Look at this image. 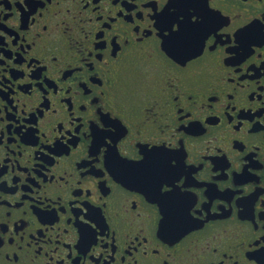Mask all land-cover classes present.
<instances>
[{"label":"snow or ice","instance_id":"snow-or-ice-1","mask_svg":"<svg viewBox=\"0 0 264 264\" xmlns=\"http://www.w3.org/2000/svg\"><path fill=\"white\" fill-rule=\"evenodd\" d=\"M33 2L40 7L41 11L38 15L42 18L49 6L55 5L57 12L60 11L59 0H33ZM128 2L136 5L131 11H125L123 0H117L116 3L108 0L110 10L105 15L99 7L101 0H80L77 13L79 19L74 23L58 21L49 27L46 21L41 25L42 32L38 30L34 33L35 39L25 38L24 43H18L20 39L17 41L18 53L22 56L23 52L34 49L43 36L53 44L61 45V50H53L47 57L33 53L22 63L19 71L25 73L27 70L32 77L33 72L39 70L36 80L42 86L39 87L40 101L43 104L46 98L50 102L45 108L53 115L56 114V109L52 107V97L49 95V84L46 81L54 82V87L51 89L59 100L68 106V127L65 128V121H58V125H63V130L53 126L57 133L55 140L47 138L40 129L38 120L34 124L30 123L32 129H39L34 135L44 136L43 143L45 145L52 143L53 148L56 146V141L62 140V144L67 146L69 156L74 151L81 153L79 159L89 162L85 165L88 169L95 168L103 173L95 175L99 177L96 181L98 185L113 180L125 189L139 193L138 198H133L130 208L128 206L117 208L116 216L121 221H127L133 214L141 219V226L134 237L137 241L143 237L141 246L148 243V234L137 199L155 206L158 214L157 235L162 231L170 241L175 240L174 243L166 242L171 247L168 255L160 262V264H169V257L173 261L176 260V247L180 242L190 238L193 232L204 230L210 220L216 219H210L209 214L217 213L220 211L218 206L223 205L222 201L220 204H215L216 199H214L209 208L205 209L204 205L209 201V197L205 195L206 191H203L205 187L190 182V177L197 182L205 179L199 173L205 167L204 161L207 160L205 159L207 156H204L198 164L191 159L185 146V133L191 136L199 135L186 132L181 126L188 128L196 126L198 122L199 128L206 129L208 117L220 115L209 99L216 97L219 103V93L216 90L219 83L223 81L235 85L238 82L237 77L242 81L241 78L249 72V66H256L255 58L261 61L257 68L264 64V0H248L250 4H257L260 11L255 13L251 8L245 9L250 13L249 19L245 20L244 24H237L234 27L232 16L236 20H240L241 16L239 13L224 12L221 8V0H205L200 5V13H197L195 8L189 9V13H192L189 18L185 15L173 18V14L177 11L175 6L169 7L168 14H165V8L170 4V0H128ZM153 2L156 4L155 11L153 7L145 6ZM89 10L98 15L95 17L82 15ZM65 11L70 12L71 9ZM137 13H142V18H138ZM129 15L132 17L131 22L125 19ZM224 17L230 18V23L225 24ZM85 24L95 27L85 28ZM105 25L109 26L105 27ZM113 25L116 27L114 28ZM75 28L79 29L82 36L72 35ZM146 30L151 34L147 35ZM101 32L103 35L98 38L96 33ZM5 36V31L0 30V38L5 40ZM217 37H220L219 41ZM14 39L13 35L10 36L7 41L5 40L6 44H0V48L10 47ZM65 41H67V49L74 50L72 59H65L63 50ZM97 44L103 46L97 47ZM129 49H140L145 52L149 64H137L135 73L139 78L129 80L126 86H120L117 81L123 68L124 57L128 55L126 50ZM5 58L3 52H0V61H3L0 63V81H3L6 75ZM33 59L38 63H32L30 66L29 62ZM42 59L47 62L41 63ZM226 59H231L234 63L226 64ZM33 64L36 65V69L32 68ZM66 71H71V74L64 78ZM53 72L58 75H54ZM102 72L105 73L104 76L101 75ZM93 77L98 78L100 83L94 82ZM213 77L215 79H212ZM27 82H29L27 79L22 81V83ZM259 83L261 93H264V81ZM82 84L90 91L86 92V89L81 87ZM0 88H3L2 83ZM230 96L232 98H229L223 106L224 112L228 119L229 116L232 118L231 121L229 120L230 126L234 123V130L239 132L244 125L241 121L235 120L237 110L232 101L236 97L234 93H228V97ZM182 97L186 103H181ZM198 97L204 98L198 100ZM68 100L71 101V108ZM170 101L173 103L170 104ZM5 106L0 102V108ZM162 106L170 108L171 111L165 118L164 124L160 126L158 120ZM260 108H264V105ZM38 115L43 118L44 112L42 116L39 112ZM259 123L264 124V120ZM237 125H240L239 130H236ZM248 127L253 128L252 125ZM73 137L79 138L76 146L69 143ZM0 142H3L2 135ZM138 144L147 147L142 152L137 147ZM131 149L136 150L135 154H130ZM219 150L218 154L224 156L223 150ZM157 163L160 165L159 171L151 179L144 180L142 174ZM194 164L197 166V171L191 170ZM200 165H203V168H199ZM85 166L80 169L83 178L86 179L90 173L85 170ZM239 167L238 163L230 162V167L227 169L234 173ZM219 175L214 174V176ZM116 176L121 179L118 181ZM215 181L217 180H212L211 183L215 184ZM89 190L91 195L88 194ZM177 190L179 197L193 194L187 198L186 204L178 207L176 206ZM109 192L103 196H108ZM233 193V197H237L235 201L237 205L242 197H246L240 189ZM92 195L93 185L90 183L85 192L77 197L90 198ZM259 199L261 202L257 204L256 201L252 208L254 222L251 220V229L259 234L252 235L246 242L238 241L243 250L239 254H229L225 249L220 254V264H223L225 256L232 261V264H245V262L258 264V260L259 264H264V229L261 227L264 225V218H261V213H264V196ZM232 203L233 199L228 202L229 205ZM72 207L81 210L77 205ZM95 209L100 210L99 215L104 218L109 228L111 217L106 218V214L111 212L110 202L101 198L100 204L95 206ZM85 214L92 215L88 207L84 208L78 217L75 215L72 219H79L83 225L90 226V229L97 233V224L91 218L85 219ZM113 222L116 223L117 228L120 226L119 222ZM148 225H151V214L148 217ZM115 231L116 228H113V236ZM158 238L165 241L159 235ZM0 241L3 242L2 235ZM209 249L213 253L219 252V247L213 243H208L201 252ZM154 250L158 251L154 252ZM152 251L159 255V249L155 245L152 246ZM248 253H255L256 258L249 259ZM143 254L148 255L147 248ZM195 264L201 262L197 260Z\"/></svg>","mask_w":264,"mask_h":264},{"label":"flooded vegetation","instance_id":"flooded-vegetation-1","mask_svg":"<svg viewBox=\"0 0 264 264\" xmlns=\"http://www.w3.org/2000/svg\"><path fill=\"white\" fill-rule=\"evenodd\" d=\"M116 2L117 0H113V3ZM204 2L205 0H170V4L165 8V14H168L169 7L175 6L177 11L173 14V18L178 15L189 18L192 14L189 13V9L195 8L197 13H200V5ZM79 6L80 0H59L60 11L57 12L55 5L49 6L42 18L38 15L41 9L38 5H34L33 0H0V30L5 31L6 41L12 35L15 37L10 47L0 48V52L6 56L5 64L7 65L4 69L6 75L3 81H0L3 84V88H0V102L6 105L0 108L2 113L0 135L3 136V142H0V235L3 237V242L0 241V264H160L171 247L166 242L174 243L175 240L170 241L162 231L158 235L165 241L159 240L156 233L158 214L155 206L137 199L148 234V243L141 246L143 237L140 241L134 238L141 226V219L133 214L127 221H121L116 216L117 208L122 209L124 206L130 208L133 198H138L139 193L125 189L113 180L98 185L96 181L99 177L95 175L103 173L95 168L88 169L85 165L89 162L79 159L81 153L74 151L69 156L67 146L62 144V140L56 141L55 148L52 143L45 145L44 136H35L34 133L39 129H32L33 126L30 124L38 120L40 129L49 140H55L57 137L54 125L63 130V125H58V121H65V128L68 127V106L63 104L51 89L54 87V82L46 81L49 84L52 107L56 109L55 115L45 108L50 104L46 98L43 104L40 101L39 87L42 88V86L36 80L39 70L34 71L32 77L27 70L25 73L19 71L22 63L27 61L33 53L47 57L51 51L61 50V45L53 44L46 36H43L37 46L23 52L22 57L17 50V41L20 39L18 43H24L25 38L35 39L34 33L38 30L42 32L41 25L46 21L49 27L58 21L74 23L79 19L77 15ZM123 6L126 8L125 11H131L136 7L128 0H123ZM145 6H151L155 11L154 2ZM99 7L105 15L110 10L108 0H101ZM221 8L226 13H239L241 16L240 20L232 16L233 27L244 24L245 20L249 19L250 13L245 9L251 8L255 13L260 11L257 4H250L248 0H221ZM66 9L71 11H65ZM82 15L95 17L98 14L89 10ZM137 17L142 18V13H137ZM125 19L131 22L132 17L129 15ZM223 21L225 24L230 23V18L224 17ZM108 26L105 25V27ZM157 26L159 27V23ZM84 27H95V25L85 24ZM113 27L115 28L116 25ZM146 34L151 33L146 30ZM72 35L82 36V33L75 28ZM96 35L99 38L103 33H96ZM217 39L219 41L220 37ZM5 40L0 38V44H6ZM66 45L67 41L63 46L65 59H72L74 50H68ZM165 47H167L166 43ZM126 51L128 55L124 57L123 68L120 70L117 81L120 86H126L129 80L139 78L135 73L137 64H149L146 53L142 50ZM118 55L123 54L118 53ZM255 59L256 66H259L261 61L258 58ZM46 62L45 59L41 60V63ZM32 63H38V61L33 59L29 62L30 66ZM225 63L233 64L234 61L226 59ZM256 66H249L248 74L241 78L242 81L237 77L238 82L235 85L223 81L219 83L216 89L219 93V103L216 97L209 99L212 100L213 108L218 110L220 115L208 117L206 129L199 128L198 122L196 126L188 128L181 126L186 132L199 135L191 136L185 133V146L191 159L198 164L204 156H207L205 157L207 160L204 161L205 167L199 173L205 179L197 182L190 177V182L196 186L205 187L203 191H206L205 195L209 197V201L204 205L205 209L209 208L214 199H216L215 204H220L222 201L223 205L218 206L220 211L217 213L209 214L210 219H216L210 220L204 230L195 231L190 238L180 242L176 247V260L173 261L169 257V264H190V262L195 264L197 260L201 264H210V262L220 264V254L225 249L229 254H239L243 250L238 241L246 242L252 235L259 234L251 229V224L252 221L254 222L252 208L256 201L257 204L261 202L259 197L264 196V188H262L264 186V124L259 123L264 120V108H260L264 105V93H261L259 83L264 81V69L261 70L264 64L260 68ZM32 68L36 69V65L33 64ZM53 74L58 75L55 72ZM70 74L71 71H66L64 78ZM101 75L104 76L105 73L102 72ZM26 79L29 82L22 83ZM92 79L100 83L98 78ZM81 87H84L86 92L90 91L86 85L82 84ZM228 93L235 94L236 99L232 101L237 110L235 120L241 121L244 125L240 130V125L236 126L239 132L234 130V123L230 126L232 118L229 116L228 119L224 112L223 106L229 98H232L228 97ZM203 98L198 97V100ZM67 102L71 108V101ZM171 103L173 102L170 101ZM181 103H186L183 97ZM38 104L39 109H37ZM170 111V108L162 106L158 120L160 126L164 124ZM38 112L41 116L44 112V117L40 118ZM143 114L142 112L141 115ZM249 125L253 128L249 129ZM92 126L95 128L94 124ZM78 139L73 137L69 143L76 146ZM137 147L143 152L147 146L138 144ZM219 149L223 150L224 156L218 154ZM135 151L131 149L130 154H135ZM230 162L238 163L239 170L233 173L227 169L230 167ZM83 166L90 173L86 179L83 178L80 169ZM159 168L160 165L157 163L153 168L146 170L142 174L143 179L146 181L151 179ZM199 168H203V165ZM249 168H251L250 172ZM191 170L197 171V166L194 164ZM214 174L220 175L214 176ZM62 176L63 179H61ZM115 178L118 181L121 179L119 176ZM212 180L217 181L214 184L211 183ZM90 183L93 185L92 197H77L85 192ZM237 189L243 191L246 196L238 201V205L235 202L237 197H233V191ZM108 192V196H103ZM88 194L91 195L90 190ZM177 195L176 206L178 207L186 204L187 198L193 194L179 197L177 190ZM101 198L110 202L111 212L106 214V218L111 217L109 228L104 218L99 215L100 210L95 209V206L100 204ZM231 199L233 203L229 205L228 202ZM72 205H77L81 210ZM86 207L92 215L85 214L84 218L93 219V222L97 224V233L90 229V226L83 225L79 219H72L75 215L78 217ZM149 214H151L150 226L148 225ZM261 218H264V213H261ZM113 221L119 222L120 226L117 228ZM261 227L264 229V225ZM113 228H116L115 236H113ZM208 243L217 244L219 252L213 253L209 249L202 253L201 250L205 249ZM153 245L159 249V255L154 253L158 250L152 251ZM146 248L147 256L143 254ZM247 255L249 259L256 258L255 253ZM223 264H232V261L225 256Z\"/></svg>","mask_w":264,"mask_h":264}]
</instances>
